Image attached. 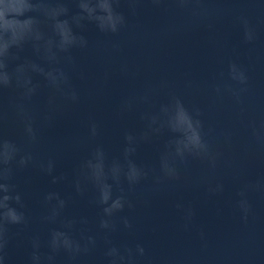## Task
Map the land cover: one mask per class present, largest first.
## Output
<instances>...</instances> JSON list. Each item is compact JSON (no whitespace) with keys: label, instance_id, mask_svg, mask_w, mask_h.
<instances>
[{"label":"water","instance_id":"1","mask_svg":"<svg viewBox=\"0 0 264 264\" xmlns=\"http://www.w3.org/2000/svg\"><path fill=\"white\" fill-rule=\"evenodd\" d=\"M207 5L221 12L202 22H190L175 12L164 13L145 4L137 16L129 17L131 27L117 35L102 34L88 24L82 34L89 46L71 52L75 67L63 60L56 65L69 74L80 101H58L60 115L52 127L42 124L52 90L42 77L34 76V82L40 85L30 104L38 127L34 145L26 144L22 125L9 107L18 90L0 94V105L8 112L0 135L31 151L36 162L53 159L54 175L66 177L52 184L51 177L37 167L14 171L11 182L22 196L29 223L24 228L10 226L11 240L4 264H27L33 236H39L41 251L47 253L43 245L50 231L66 230L60 219L76 221L69 231L73 238L78 239L82 232L97 237V247L75 264H106L103 233L98 227L100 208L90 203L95 191L88 186L83 196L76 194L75 171L98 145L103 147L108 163H123L124 133L140 132V113L158 110L160 104L168 102L170 94L179 97L189 109H201L200 119L205 131L212 129L208 138L223 154L222 160L214 173L199 162L182 167L181 183L160 192L153 191L151 177L130 192L122 180L120 187L134 207L117 215L129 216L134 228L119 226L110 239L117 247L141 244L145 256L138 258V264H264V191H247L251 211L246 221L236 207L240 199L237 193L245 185L264 182V149L251 142L248 128L250 122L259 124L264 120V0H207ZM120 10L127 14L124 4ZM240 15L246 16L255 29L256 39L251 43L243 40L242 26L236 19ZM114 44H119V50L113 48ZM25 55L36 59L30 50ZM230 63L242 66L248 76V91L242 94L239 104L223 91L226 85L235 87L228 77ZM125 65L127 75L121 72ZM149 85L157 89L151 105L137 104L121 114L122 100L142 93ZM217 86L222 89L220 95L214 91ZM90 118L98 124L94 138L89 136ZM228 132L232 134L230 145L222 135ZM165 139L167 134L140 145L131 159L138 165L158 169V149ZM225 160L231 162L230 166L225 165ZM200 178L213 186L222 183L223 192L208 195L205 186L196 183ZM49 191L58 192L68 201L56 223L42 220L48 214L43 195ZM119 194V187L113 185V196ZM178 203L183 208H177ZM188 207L194 213L190 220L185 218ZM81 219L87 223L81 224ZM56 264H68L64 253L57 255Z\"/></svg>","mask_w":264,"mask_h":264},{"label":"clouds","instance_id":"2","mask_svg":"<svg viewBox=\"0 0 264 264\" xmlns=\"http://www.w3.org/2000/svg\"><path fill=\"white\" fill-rule=\"evenodd\" d=\"M122 4L126 6L127 14L120 10ZM145 4L164 13L175 12L190 22H202L221 12L220 9L209 8L207 0H0V94L8 89L18 90V96L10 101L9 107L22 125L26 144L34 145L38 141L36 117L30 110L33 97L38 94L40 87L39 83L34 82V76L42 77L52 90L47 100V111L42 116V124L52 127L60 115L58 101L65 104H77L80 101L79 92L72 86L69 74L56 65L63 60L75 67L71 52L89 46L88 39L82 34L88 24H93L102 34L117 35L131 27L129 17L137 16ZM236 19L242 26L244 42H253L256 32L249 19L244 15ZM113 48L119 50V44H114ZM28 50L36 59L25 55ZM121 72L128 74L126 65L121 67ZM228 77L235 87L226 85L223 91L229 93L236 103H242V94L248 91L246 70L236 63H230ZM156 91L154 86L149 85L142 93L125 97L120 105V113L131 111L137 104L151 105ZM214 91L217 95L222 94L220 86ZM201 115L199 107L189 109L179 97L170 94L168 102L160 104L158 110L140 113L139 119L143 123L140 132L124 133L123 163L118 160L108 163L103 147L98 145L79 164L74 174L73 188L80 196L84 195L88 186L95 191V198L90 203L100 208L98 227L103 233L106 264H138V258L145 256V249L139 243L134 248L127 245L117 247L110 239L119 226L126 230L134 228L129 216L117 215L125 208L134 207L125 189L120 187L122 180L127 183V191L130 192L141 181L151 177L153 191L160 192L181 183L180 169L189 167L193 162L206 165L209 173H214L218 168L223 154L214 149L208 138L212 129L205 131ZM7 119L8 112L0 105V127ZM248 128L251 142L264 149V120L259 124L250 122ZM88 131L92 138L98 135V124L91 118ZM165 134L167 139L158 149V169L138 165L131 159L140 145L150 144ZM222 135L224 142L230 145L232 134L228 132ZM224 163L227 166L231 164L227 160ZM29 166L37 167L42 174L51 177L52 184L66 179L64 175H54L53 159L36 162L31 151L24 150L16 141L0 135V264H4L7 256L11 240L10 226L24 228L29 223L23 211L25 205L22 196L11 182L15 170ZM196 183L205 186L208 195H217L224 189L222 183L213 186L205 178H200ZM113 185L119 187L120 192L115 197ZM249 189L264 191V182L245 185L237 193L240 199L236 207L245 221L251 211L246 198ZM67 202L58 192L45 193L43 204L48 208V214L42 220L56 223ZM176 207L183 208V205L178 203ZM193 214L191 207H188L185 218L190 220ZM59 222L62 229L66 230L50 231L43 245L48 249L47 253L41 251L39 236L31 238L27 264H56V257L60 253L66 255L68 264H75L80 257L89 255L97 247L96 236L82 232L77 239L69 234L75 220L60 219ZM80 223L86 224L87 220L81 219Z\"/></svg>","mask_w":264,"mask_h":264}]
</instances>
